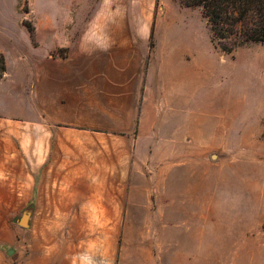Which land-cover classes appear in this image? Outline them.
<instances>
[{"label":"crops","instance_id":"obj_1","mask_svg":"<svg viewBox=\"0 0 264 264\" xmlns=\"http://www.w3.org/2000/svg\"><path fill=\"white\" fill-rule=\"evenodd\" d=\"M136 30L130 23L56 21L34 29L37 55L19 52L10 63L0 50L5 60L0 75V208H30L17 220L21 264H81L83 259L80 228L68 236L58 225L32 232V223L148 224V175L155 180L151 189L165 194L164 205L172 203L167 185L179 182L185 172L184 148L178 146L185 137L184 77L178 64L167 79L164 60L148 61V35L136 39ZM196 124L199 132L200 122ZM238 130L219 132L209 126L214 136ZM252 130L260 134L264 127ZM212 156L211 201L223 192L224 206H232L229 192H235L243 207L251 193L254 207L264 205V151L257 152L261 160L256 162L244 155ZM218 168L225 169V177H217ZM223 182L225 187H219ZM249 182L263 186L250 192ZM254 213V229L263 234V217ZM212 219L207 221L210 238L215 237ZM177 222L206 220L194 215ZM249 222L243 213L226 217V237L247 238ZM119 236L118 227L108 238ZM202 236V230L193 232L194 239Z\"/></svg>","mask_w":264,"mask_h":264},{"label":"rangeland","instance_id":"obj_2","mask_svg":"<svg viewBox=\"0 0 264 264\" xmlns=\"http://www.w3.org/2000/svg\"><path fill=\"white\" fill-rule=\"evenodd\" d=\"M56 21L70 25L135 24L134 37L148 35V61L164 60L162 72L167 79L172 66L176 69L178 64L184 77L181 113L185 135L178 146L184 148L185 172L179 182L167 185L172 202L168 206L164 205L165 194L151 189L155 180L148 175V224L32 223L30 231L58 225L70 236L80 228L81 264H264V233H257L252 222L254 212L264 220V205L254 207L253 196L246 193L242 207L235 192H229L233 205L224 206L225 194L222 192L216 202L211 201L209 185V164L215 161L212 154L244 155L250 162L261 160L256 154L264 151V131L257 134L252 128L264 127V41H247L223 52L211 41V29L201 9L187 6L182 0H0L1 52L10 63L19 52L26 57L37 55L29 29L43 28ZM1 69L0 56V75ZM157 69L158 64L154 66L155 72ZM196 122L201 125L199 132ZM209 126L219 132L242 126L249 130L240 128L238 134L214 136ZM216 175L225 177V169L218 168ZM221 186L225 187V182ZM261 186L256 182L246 185L250 192ZM25 209L30 208H0V264H21L17 258L16 232L21 230L17 220ZM241 213L247 214L250 221L247 238L235 233L233 238L226 237L225 218ZM162 215L166 217L161 219ZM194 215H200L201 221L206 222H177ZM209 216L216 221L211 224L215 232L211 238ZM118 227L119 238H108L113 230L117 234ZM199 230L202 238L194 239L193 232ZM27 245L25 241L24 249ZM10 248L14 251L7 254Z\"/></svg>","mask_w":264,"mask_h":264},{"label":"trees","instance_id":"obj_3","mask_svg":"<svg viewBox=\"0 0 264 264\" xmlns=\"http://www.w3.org/2000/svg\"><path fill=\"white\" fill-rule=\"evenodd\" d=\"M201 9L211 29V41L230 52L247 41H264V0H182ZM33 33L34 29H29ZM2 73L5 60L0 52Z\"/></svg>","mask_w":264,"mask_h":264},{"label":"water","instance_id":"obj_4","mask_svg":"<svg viewBox=\"0 0 264 264\" xmlns=\"http://www.w3.org/2000/svg\"><path fill=\"white\" fill-rule=\"evenodd\" d=\"M21 224H22V225H24V224H25V222H24V219H23V221L21 222Z\"/></svg>","mask_w":264,"mask_h":264}]
</instances>
